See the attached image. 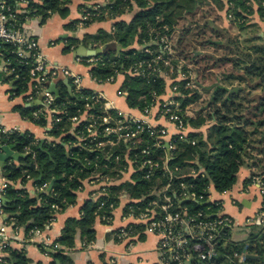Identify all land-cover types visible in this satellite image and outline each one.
I'll return each mask as SVG.
<instances>
[{
  "label": "trees",
  "instance_id": "obj_1",
  "mask_svg": "<svg viewBox=\"0 0 264 264\" xmlns=\"http://www.w3.org/2000/svg\"><path fill=\"white\" fill-rule=\"evenodd\" d=\"M4 1L16 18V28H21L29 18L36 16L41 18L42 24L51 14L58 13L61 16H67L70 10L69 6L72 3V0H41V4L29 1L26 12L17 14L19 3L22 0ZM180 1L181 3H179ZM180 1L110 0L109 4L102 10H107L111 14L123 13L126 8L131 6L132 2H135L142 10L130 24L124 22L116 24V30L112 35L101 31L98 35L87 36L89 40H102L103 44L116 42L122 46V52L114 61L110 62L108 55L102 56L103 64L106 63V65H100L93 69L92 73L101 81H107L112 77L116 78L119 74H126V81L122 89L127 92V102L132 109H138L142 112L150 109L156 103L157 97L165 93L166 87L165 81L158 76L147 82L142 77L128 74V71L138 62L152 60L154 57L153 54L144 49L128 48L136 39L139 29L148 33L150 28H158L165 24L173 28L184 12L191 15L199 7L210 6L213 3L219 5L221 10L226 8L227 18L231 15L233 17L231 21L239 24L243 29L248 26H260V22L249 23L251 18L253 19L255 16L262 23L264 22L262 21L264 18V0H230L231 6L230 4L227 6L224 0ZM172 6H176L175 8L181 10L182 13L179 14L177 10H172ZM88 7L84 5L82 10ZM158 17L162 18V22H158ZM187 31L183 36L187 34ZM143 38L145 39L140 42L141 45L150 40L149 33ZM251 41L249 53H247L245 60L225 57L219 59L218 62L232 63L234 69L243 71L242 75H227L226 80H235L242 84L248 80L255 81L254 86L250 87L251 90H264V32L256 34ZM204 43L202 44L204 45ZM205 45L220 47L218 42L211 41H206ZM148 50L158 53V47L154 45H151ZM0 55V61L6 62L8 67L14 70L12 74L5 77L8 83L13 82L14 84V90L11 89L12 96L22 95L28 89L30 66L21 64L15 47L10 44L0 42ZM194 59L197 60L199 57ZM189 81L195 83L194 79L188 76L180 85V90L184 96V98H179L182 115L185 113L186 107L200 98L199 94H191L189 87H186ZM243 92L244 89L241 87L228 90L224 86L218 85L209 104V106L213 104L215 109L208 114V119L201 114L194 119L184 116L185 124L194 129L202 128L207 125L208 121H211V124H208L206 137L201 133H192L183 139L175 138L174 144L180 148L181 152L179 156L175 155V151L171 152L168 166L173 170L175 177L172 179L174 191L168 194L176 201L178 207L184 206L190 212H196L206 211L207 207L210 206L212 212L217 211L221 205L211 202L202 204V201H188L180 204V195L183 191L180 184H186L187 190L195 192L198 196L204 195L205 199L208 200L210 184H213L220 193L232 189L238 182L240 170L246 165L248 159L253 160L251 164H248L251 174L244 180V183L253 182L255 174H257L253 169L258 167L261 170L259 174L262 176L264 185V94L258 100L247 101V98L242 95ZM91 94V91L85 90L81 97ZM83 104L84 101L79 96L71 97L64 93L56 98V105L62 107L67 113L64 120L56 124L50 132L53 137L60 138L58 143L44 142L42 144L36 142L33 135L21 134L20 132H13L1 138L2 148L12 147L18 154L22 155L20 158L22 165L20 166L8 165L9 160L5 162V172L11 180L21 179L25 182L27 179L24 170H26L27 173L31 174L32 180L37 186L41 187L44 183H48L49 187L52 184L50 190L48 188L41 190L37 196L31 195L26 189H16L12 184L6 188L4 196L8 200L3 203L2 207L5 212L13 214L11 220L14 222V227H22L26 232L36 227H46L54 219L57 210L66 209L67 206L76 202L77 190L81 187L82 180L90 173L85 159H94V156H91L92 153L88 150L71 147L70 144L75 141V138L69 134L63 136V134L71 126L68 117L77 115ZM35 109L36 107L30 109L24 106L16 108L22 116L29 118ZM92 113L96 114L97 112L92 110ZM34 122L43 125L45 118L34 120ZM144 138L145 145L154 144V140L149 139L147 134L144 135ZM193 142L195 145H192ZM28 146H31L35 157L24 153V149ZM98 154L102 156L101 153ZM168 154V150L164 147L152 148L151 158L160 162V168L156 170L151 180L145 178V170H138L134 173L133 182L111 186L109 195L100 197V201L106 200L104 208H98L99 201L88 200L82 208V217L69 219L61 238L51 246L42 245V250L59 259L60 264H71V259L63 252L64 248L74 246L77 228H82L83 236L88 242H91L95 238L93 223L96 216L99 213L111 214L108 205L110 203L117 204L119 191L124 190L133 197L140 198L147 195L157 185L158 177L164 175L165 184L168 183V171L164 168V160L162 161L163 156H168ZM196 159H198L197 162ZM101 163L105 162L102 161ZM176 168L178 169L176 170ZM192 170L196 173H192ZM39 201H41L40 204H38ZM140 205H145V203L140 202ZM262 210L264 211V208ZM251 226L252 229L247 238L242 241L231 240V233H228L219 246L218 255L214 260L202 261L193 258L189 264H264V225L254 223L250 224ZM55 244L59 246L55 247ZM4 252L5 255L1 258L0 264H34L24 251L16 249L10 244L4 247ZM242 253L245 254L243 260L241 259ZM236 255L241 256L235 260ZM248 255L256 257H248ZM52 264L57 263L53 261Z\"/></svg>",
  "mask_w": 264,
  "mask_h": 264
},
{
  "label": "built area",
  "instance_id": "obj_2",
  "mask_svg": "<svg viewBox=\"0 0 264 264\" xmlns=\"http://www.w3.org/2000/svg\"><path fill=\"white\" fill-rule=\"evenodd\" d=\"M84 1L89 7L82 10V19L79 24L81 27H85L91 19L100 14L99 7L91 5L92 0ZM224 1L226 5L230 4V0ZM17 14H19L18 11ZM232 18L231 15L228 16L229 20H232ZM157 20L162 22L161 17H158ZM262 21H264V18ZM173 32L175 33V27L171 28L168 24L158 28H150L148 31L150 40L144 44L142 43L140 50L144 49L153 54L154 57L152 60L138 62L128 71V74L142 77L147 82L156 76L166 81L165 78L174 73H178L179 76L183 77L182 70L186 62L181 57L174 42ZM0 42L15 47L16 54L21 59V64L30 66L28 89L22 94L27 105L36 107L30 117L33 121L45 118V123L41 125L44 126L47 118L51 117L53 129L56 124L61 123L64 117L67 116L66 111L56 105L57 97L48 90V84L59 76L70 79L74 88V96H79L84 101L78 114L68 117L71 126L63 134V136L69 134L75 138V141L70 144L71 147L88 150L92 153L91 156H94V159H85L90 173L82 180V185L78 190L82 189L84 182H88L93 188L91 199L99 201L98 208L102 209L105 207L106 200L100 201V197L109 195L110 187L113 186V172L119 170L124 173L128 168L133 167L136 172L145 170V178L151 180L156 170L160 168V162L151 158L152 148L164 147L169 152L163 163L164 168L168 171V183L164 185L159 193L150 191L147 195H143L138 199H128L124 207L123 218L133 217L137 222L143 224L149 232L158 237L161 260L157 264H189L193 258L202 261L214 260L218 255L219 246L228 233H232L236 225L242 226V224L237 223L230 214L224 213L221 207L215 212L211 211L210 206L207 207L206 211L190 212L187 207H178L176 201L168 194L174 191L172 179L175 177L173 170L168 166V162L170 161L171 152L176 150L175 138L183 139V133L186 129L184 122L186 113L181 114L180 103L172 98L161 104L160 97H157L156 103L145 112L135 109L143 116L138 118L112 109L111 104L102 92H92L90 96L81 97L82 92L86 90L83 78L67 68L52 65L48 62L40 50L38 40L34 35L27 32L24 24L21 28H16V18L4 0H0ZM151 45L158 47V53L157 51L150 52L148 50ZM105 55L109 56L110 62L118 56L115 52ZM102 56L104 55L88 56V58L80 61L86 63L93 70L100 65H106V63L103 64ZM92 70L93 80L98 84L113 82L118 77L101 81L93 75ZM1 71L6 74L14 72L4 61ZM29 87L31 88L30 92H28ZM173 89L177 91L178 88L174 87ZM118 95L125 96L128 94L125 90L120 89ZM39 100L41 101L40 104L35 106V102ZM155 108H158V115L165 118L178 131L177 135L169 142L166 139L169 134L168 128L153 126L148 118ZM92 110H96L97 113L93 114ZM13 132L18 131H6L0 122V151L3 146L1 138ZM145 134L148 135L149 139L154 140V144L145 145ZM57 140L60 141V138H57ZM35 141L39 142L36 139ZM192 145H195V142ZM24 153L35 157L31 146L26 147ZM98 153H101L102 156H99ZM13 160L12 158L9 159L8 165H15ZM102 161L105 163H101ZM24 173H26L27 180L32 179L31 174L27 173L26 170H24ZM192 173L196 172L193 171ZM12 182H16V180H12ZM9 185L11 184H6L2 189V196ZM180 186L183 189L180 195L181 200L202 201L203 204L210 202L209 196L207 200L204 195L198 196L195 192L187 190L186 184L181 183ZM46 188H48V183L41 186V189ZM123 195L129 196V192L125 191ZM121 197L123 196L117 195V204L110 203L108 205L111 214L99 213L97 215L103 223L110 224L113 221V213L120 206ZM181 200L180 204H184L181 203ZM140 202L145 203V205H140ZM263 216L264 211L261 208L254 218L246 219L244 224H261ZM44 229V227L33 228L30 230V234L44 237ZM16 230L18 231V227ZM133 231L134 225H129L120 228L117 235L120 239H127L132 237ZM0 233L4 240L3 247H5L9 243L5 234V227L1 228ZM58 246V244H55V247ZM241 259H245V254L241 256ZM1 261L0 258V263Z\"/></svg>",
  "mask_w": 264,
  "mask_h": 264
},
{
  "label": "crops",
  "instance_id": "obj_3",
  "mask_svg": "<svg viewBox=\"0 0 264 264\" xmlns=\"http://www.w3.org/2000/svg\"><path fill=\"white\" fill-rule=\"evenodd\" d=\"M32 1L37 4H41V0H22L19 3V14H24L28 6V2ZM110 0H92L91 5L99 7V16L94 17L84 27L79 24L82 19V6L86 5L84 0H72L69 6V13L67 16H61L58 13L51 14L45 23H41V18L36 16L29 18L24 24L27 32L34 35L40 44V50L47 58L48 62L52 65L67 68L76 74H79L83 78V84L86 90L91 92H102L107 101L111 104V108L142 118V114L129 107L127 102V95L119 96L118 91L122 89L125 81L126 74L118 75L113 82L98 84L93 80L91 75L92 68L86 63L82 62L88 58V50H95L101 48L103 44L102 40H89L87 36H95L100 34L99 32H106L107 34H113L115 32V25L121 22L130 24L135 16L141 12V8L132 2L129 8L121 14H111L109 11H103L102 8L109 4ZM103 8V9H104ZM183 18H181L182 20ZM254 22H260V27H263V23L255 16ZM230 22V20L228 19ZM175 37L178 32L177 24L174 25ZM179 34V43L183 44L185 39L183 34L186 33V29L181 30ZM147 32L142 29L138 30L136 39L128 46L129 49L140 50L141 43L147 36ZM116 43V42H115ZM85 48L82 51L81 48ZM184 49V48H183ZM87 50V51H86ZM197 52L196 54H198ZM195 57H197L195 55ZM183 58V57H182ZM185 58V57H184ZM187 59V58H185ZM82 60V61H80ZM188 61V60H187ZM190 64V62L188 61ZM3 61H0V122L4 130L6 131H18L21 134H31L36 140L41 142H59L57 138L53 137L50 132L52 130V119L48 117L46 125L41 126L35 123L29 117L22 116L16 108L18 106H24L27 108H34V105H27L25 103L24 95L12 96L11 89L14 90L13 82L8 83L5 77L6 74L1 71ZM166 87L165 93L160 96V103L169 101L174 98L177 102L179 98H184L180 85L185 80L178 73H174L165 78ZM194 82H188L186 87H191ZM177 87V91L173 88ZM48 90L59 97L60 94H66L71 97L74 96V88L71 80L65 77L59 76L52 80L48 84ZM31 91L29 87L28 92ZM40 101V100H39ZM41 102V101H40ZM35 103V106L39 105ZM191 106V105H190ZM189 106L186 107L185 113L187 118H193L190 116ZM151 120L153 126L168 128L169 134L167 136V142L177 135L176 128L168 123L165 118L158 115V108H155L151 115L148 117ZM194 119V118H193ZM207 125L200 129H194L186 125L184 131V137H188L192 133H201L206 137ZM175 155L179 156L181 152L179 147H176ZM14 154L18 153L14 148L10 147ZM165 161L163 156L162 161ZM16 166L22 165L19 160H13ZM198 159H196V162ZM192 170L191 172H193ZM136 170L131 167L124 173L119 170L113 173V186H118L124 182H133L134 173ZM251 174L250 169L242 167L240 170V177L238 182L232 187V189L226 192H218L213 184H210L209 201L211 203H218L221 205L224 213L230 214L237 223L242 224L246 219H252L256 216L260 209V197L257 191V182L247 184L244 180ZM157 185L151 189V192L159 193L165 185V177L162 175L157 178ZM12 184L16 189H26L31 195L37 196L41 187L37 186L32 179H28L25 182L21 179L12 182L5 172V162L1 164L0 161V231L2 227H5V234L7 235V241L12 247L22 250L32 260L34 264H52L56 261L60 264L59 259L54 258L52 254H49L42 250L43 246H51L58 241L69 219H80L83 214V206L88 200L91 199L92 186L88 182H84L82 189L77 191L76 202L73 205L67 206L66 209L57 210L53 221L44 227V237L32 236L29 232H26L24 228L14 227V222L11 220L12 215L4 211L2 207L8 199L1 195L2 189L6 184ZM124 190L118 192V195H122L120 198V206L113 213V221L110 224L103 223L98 216L93 223L95 229V238L91 242H88L82 234V228L78 227L75 232L74 246L64 248V254L71 259V264H157L160 262L161 254L158 248V237L149 232L146 227L137 222L133 217L124 219V207L127 200L133 197L130 193L129 196H124ZM2 197H5V201H2ZM41 201L38 202L40 204ZM129 225H134V231L132 237L127 239H120L117 235V231ZM3 236L0 233V258L5 255L3 247ZM62 247V246H60Z\"/></svg>",
  "mask_w": 264,
  "mask_h": 264
},
{
  "label": "rangeland",
  "instance_id": "obj_4",
  "mask_svg": "<svg viewBox=\"0 0 264 264\" xmlns=\"http://www.w3.org/2000/svg\"><path fill=\"white\" fill-rule=\"evenodd\" d=\"M179 3H181V1ZM175 7L176 6H172L171 9L174 11L177 10V13L181 14V10L179 11ZM181 18L183 19H178L177 21V27L179 28L178 32L182 33L181 30L184 28L189 30L184 36L185 39L183 40V44L179 43L180 36L178 32L174 37V42L178 47L180 55L186 62V65L182 70V73L184 74L182 78L186 80L188 76L192 77L195 83L192 87H189V90H191L190 93L200 95V98L188 108L191 117L197 118L199 114H201L208 119V114L212 113L215 109V107L212 106L213 104L210 106L209 104L212 101V96L218 85L224 86L228 90H232L234 87L243 88L244 92L242 95L247 98V101L258 100L261 96H263L264 90H251L250 87L254 86L255 81L248 80L242 84L235 80H226L225 77L227 75H242L243 71L234 69L232 63L229 64L218 61L219 59L225 57L240 58L245 60L247 53H249V47L252 43L251 39H253L256 34L263 33L264 28L260 26H248L243 29L234 21L230 20L229 22L226 8L221 10L219 5L215 3L210 6H201L194 14L191 15L184 12ZM253 20L254 19L251 18L249 23L253 24ZM206 41L218 42L220 47L205 45ZM202 43H204V45ZM197 52L199 53L196 54ZM195 55L199 57V59H194ZM208 124H211V121H208ZM252 161V159H248L244 167L248 169V164H251ZM253 171L257 173L255 174L253 180L257 182V191L260 197L259 207L260 209H263L264 185L262 176L259 174L261 173V170L256 167ZM244 222L245 221L242 222V226L236 225L234 227L231 233V240L242 241L247 238L252 226L250 227V225H246ZM261 223L264 225V216L261 219ZM242 255H244V253H242ZM240 256L241 255H236L234 259L237 260Z\"/></svg>",
  "mask_w": 264,
  "mask_h": 264
},
{
  "label": "water",
  "instance_id": "obj_5",
  "mask_svg": "<svg viewBox=\"0 0 264 264\" xmlns=\"http://www.w3.org/2000/svg\"><path fill=\"white\" fill-rule=\"evenodd\" d=\"M82 51L85 50V48H81ZM122 46L119 43H108L105 44L104 46H102L101 48L95 49V50H86L88 52V56H99V55H105L108 54L110 52H115L116 54H120L122 52ZM40 101H37L35 103H39ZM33 106V105H32ZM22 157V155L16 153L14 154L12 152V150L10 149V147H3L0 151V161L1 164L4 162H6V160H9L10 158L15 159V160H19ZM52 188V184L49 185L48 190H50ZM5 197H2V201H5ZM190 201V199H183L181 200V203H186ZM203 204V203H202ZM248 257H256L253 255H248Z\"/></svg>",
  "mask_w": 264,
  "mask_h": 264
}]
</instances>
